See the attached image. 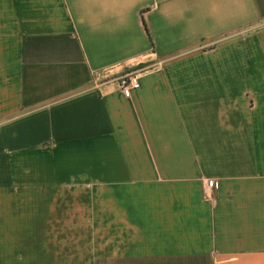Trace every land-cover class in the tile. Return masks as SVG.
<instances>
[{
	"label": "crops",
	"instance_id": "0c3cea01",
	"mask_svg": "<svg viewBox=\"0 0 264 264\" xmlns=\"http://www.w3.org/2000/svg\"><path fill=\"white\" fill-rule=\"evenodd\" d=\"M0 264H264V0H0Z\"/></svg>",
	"mask_w": 264,
	"mask_h": 264
},
{
	"label": "built area",
	"instance_id": "2783aa9c",
	"mask_svg": "<svg viewBox=\"0 0 264 264\" xmlns=\"http://www.w3.org/2000/svg\"><path fill=\"white\" fill-rule=\"evenodd\" d=\"M148 68L149 67H142L140 69L126 71L115 76L113 80L115 82L116 87L121 91L123 96L128 97L132 90L138 88L139 86L138 78L142 73H145L148 70ZM102 72L104 73L105 69L102 70ZM94 75H96L97 79L100 77H105V74H101V73H95ZM213 184L214 183L212 179H208L206 181V185L208 187L213 186Z\"/></svg>",
	"mask_w": 264,
	"mask_h": 264
},
{
	"label": "rangeland",
	"instance_id": "374dc122",
	"mask_svg": "<svg viewBox=\"0 0 264 264\" xmlns=\"http://www.w3.org/2000/svg\"><path fill=\"white\" fill-rule=\"evenodd\" d=\"M259 23V22H258Z\"/></svg>",
	"mask_w": 264,
	"mask_h": 264
}]
</instances>
